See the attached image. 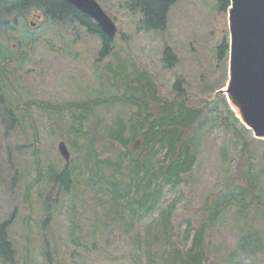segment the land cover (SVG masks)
Instances as JSON below:
<instances>
[{"label": "trees", "instance_id": "1", "mask_svg": "<svg viewBox=\"0 0 264 264\" xmlns=\"http://www.w3.org/2000/svg\"><path fill=\"white\" fill-rule=\"evenodd\" d=\"M178 1L128 0L124 5L132 12L142 13L140 30L165 32L169 12ZM213 1L212 50L218 69L227 72V14L231 0ZM36 13L46 21L78 24L96 35L101 42L98 67L102 74L109 73L110 78L111 72H115L112 83L119 90L111 95L97 93L85 100L67 102L64 108L57 107L60 113L64 109L71 113L70 120L65 121L66 128L59 134L68 143L71 156L68 161L60 156L61 164H50L43 186H39L44 212L40 218V247L45 263L90 264L87 258L91 251L111 248L117 244V234H121L129 236L134 245L128 252L130 264H212L216 261L213 258H222L226 252H231L230 257L224 256V260L229 257V264H245L246 259L248 264H264L262 233L254 229L257 220L264 222V139L253 136L225 94L218 96L227 107V113L219 115L220 122L231 133L233 146L238 149L231 152L230 148H223L222 160L229 171L231 167L234 169L230 175L219 177L220 181L212 185L213 189L199 204L191 198L198 161L196 135L209 103L193 105L185 87L186 79L177 72L175 94L164 95L155 74L141 61L120 58L115 51V39L108 37L96 21L71 2L0 0V102L6 100L11 70L22 67L24 56L41 37L42 33H37L29 21ZM119 33L126 40L127 34L122 30ZM13 36L17 48L10 44ZM19 49L21 56L17 53ZM112 54L117 57V65L109 61L114 56L106 60ZM162 60L171 70L178 62L175 50L167 41ZM227 78L228 75L226 81ZM217 85L208 83L205 90L213 95L225 84ZM116 105L118 109L111 113L100 112L103 107ZM16 107L23 106L0 105V121L6 127L5 132L13 129L9 125L11 120L17 126L23 124L26 110ZM55 124L62 128L59 120ZM6 163V187L14 201L15 181L24 172L15 166L11 155ZM34 168L38 169L36 165ZM35 186L33 183L26 187L23 200L26 207L32 208L27 191L31 194ZM233 207L245 219L244 233L236 247L225 250L221 241H212V236L217 223ZM17 209L16 206L9 218H0L1 264H33L32 236L25 235L26 243L18 244L11 234ZM61 215L67 225L66 232L58 229L61 220L56 217ZM20 245L25 252H21Z\"/></svg>", "mask_w": 264, "mask_h": 264}, {"label": "rangeland", "instance_id": "2", "mask_svg": "<svg viewBox=\"0 0 264 264\" xmlns=\"http://www.w3.org/2000/svg\"><path fill=\"white\" fill-rule=\"evenodd\" d=\"M98 1L114 18L118 29L127 34L126 40H121L119 35L115 39L117 55L120 58L128 57L136 62L141 61L155 74L164 95L175 94V72L182 74L186 79L185 87L191 103L196 106L209 103L205 110L206 115L197 128L198 161L191 189L192 202L201 203L213 189L212 185L217 180L220 181L218 178L225 173L227 176L230 175V171L234 169L231 167L229 171L225 167L222 160L223 148L228 147L231 152H237L238 149L233 146L231 133L225 130L220 122V113H227L225 102L218 98L222 94L221 89L216 90L213 95L205 90L208 83H218V87L224 85L227 77L226 70L221 71L216 66V57L212 50L214 1L179 0L169 12L165 32L140 30L142 13L130 11L124 5L128 0ZM29 21L32 28L42 34L40 39L35 40L29 54L23 55L25 62L22 67L17 71L12 69V75L7 81V99L15 105L20 103L23 106L16 110L26 111L23 114L22 125L16 126L17 123L14 124L13 120L9 122L13 128L11 131L7 130L9 134H5L6 127L0 122V218L12 216L14 205H18L17 214L12 219L14 221L11 234L18 244L26 243L25 235H31L34 241L31 247V262L46 264L40 247L42 239L40 218L44 216V212L39 198V186H43L41 184L48 166L52 163L61 164L58 144L60 140L65 139L59 134L60 130L66 128L65 121L71 118V113L65 109L60 113L57 107L64 108L67 102L85 100L97 93L111 95L118 93L119 90L112 83L115 81V72H111L110 78L109 73L102 74L98 67L96 59L97 57L99 59L101 42L97 36L78 25L46 21L40 13L32 15ZM22 35L25 36L24 31ZM165 41L170 43L178 56L174 70L167 69L162 60ZM10 44L17 48L15 36L12 37ZM17 53L21 56L22 50L19 49ZM113 56L114 54L107 60ZM116 60L117 57L114 56L109 61L117 65ZM224 88L222 90H225ZM118 107L119 105L103 107L100 112L108 114ZM231 107L236 112L240 111L233 105ZM56 120L60 121L62 128L55 124ZM8 155L13 157L15 166L24 172V175L18 176L15 181L14 201L6 187ZM35 165L38 169L34 168ZM33 183L36 186L31 194L27 191V197L32 199L31 208L26 207L23 200L27 185ZM56 218L61 220L58 229L66 232L67 225L63 215ZM244 220L237 208H231L215 226L216 233L212 236V241L213 239L216 243L221 241L225 250H232L236 247L238 238L244 233L242 231ZM254 229L262 233L261 241L264 243V222L257 220ZM128 237L117 234L116 245L106 247L107 250L91 251L87 260L90 264H130L128 252L134 245ZM19 248L21 252H25L22 245ZM227 255L230 257L231 252H226L224 256ZM224 256L217 259L213 258V254L212 258L216 261L212 264H229V257L224 260ZM234 256L238 260V255ZM248 263L250 262L246 259L245 264Z\"/></svg>", "mask_w": 264, "mask_h": 264}, {"label": "water", "instance_id": "3", "mask_svg": "<svg viewBox=\"0 0 264 264\" xmlns=\"http://www.w3.org/2000/svg\"><path fill=\"white\" fill-rule=\"evenodd\" d=\"M95 19L114 37L117 26L97 0H67ZM229 80L224 93L239 107L242 122L256 138L264 137V0H231L229 7ZM59 149L66 160L64 141Z\"/></svg>", "mask_w": 264, "mask_h": 264}, {"label": "bare ground", "instance_id": "4", "mask_svg": "<svg viewBox=\"0 0 264 264\" xmlns=\"http://www.w3.org/2000/svg\"><path fill=\"white\" fill-rule=\"evenodd\" d=\"M228 95H229V93H228ZM230 102H231V104H232L234 107L239 108V107L234 103V101L232 100V98H230ZM238 114H240V113L238 112Z\"/></svg>", "mask_w": 264, "mask_h": 264}]
</instances>
